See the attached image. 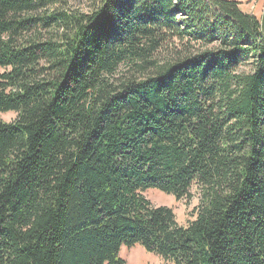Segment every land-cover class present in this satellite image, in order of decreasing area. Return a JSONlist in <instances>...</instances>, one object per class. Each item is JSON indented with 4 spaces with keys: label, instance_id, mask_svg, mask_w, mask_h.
I'll return each instance as SVG.
<instances>
[{
    "label": "trees",
    "instance_id": "16d2710c",
    "mask_svg": "<svg viewBox=\"0 0 264 264\" xmlns=\"http://www.w3.org/2000/svg\"><path fill=\"white\" fill-rule=\"evenodd\" d=\"M0 0V264H264V40L230 0ZM43 13L42 15L40 14ZM38 28L53 31L49 39ZM1 70H4L1 72ZM186 227L143 193L179 201Z\"/></svg>",
    "mask_w": 264,
    "mask_h": 264
},
{
    "label": "rangeland",
    "instance_id": "374dc122",
    "mask_svg": "<svg viewBox=\"0 0 264 264\" xmlns=\"http://www.w3.org/2000/svg\"><path fill=\"white\" fill-rule=\"evenodd\" d=\"M100 0H68L67 6L56 4L50 7V10L56 11L57 9H63L72 15L89 14L98 5ZM240 1V0H230ZM249 3L241 4L242 10H249L252 14H257L258 19L261 20L264 10V0L262 2L255 3L254 6H247ZM96 5V6H94ZM42 15L43 13L40 12ZM39 32L45 36V39H49L51 36L50 29L38 28L37 30L28 34L27 38L33 37ZM4 70H1L3 72ZM17 118L15 113H0V120L6 123L13 122ZM200 189L197 185H193L190 189L189 196L182 200H175L171 195H167L159 190L150 189L143 193L144 197L151 202L155 207H167L171 209L175 215L176 221L179 225L186 227L191 221L197 218V209L201 201ZM120 257L126 262V264H173L167 261L164 257L154 253H150L145 250L140 244L133 247L123 246L121 248Z\"/></svg>",
    "mask_w": 264,
    "mask_h": 264
},
{
    "label": "crops",
    "instance_id": "0c3cea01",
    "mask_svg": "<svg viewBox=\"0 0 264 264\" xmlns=\"http://www.w3.org/2000/svg\"><path fill=\"white\" fill-rule=\"evenodd\" d=\"M237 2H239L240 4L249 3L247 6H252V5L254 6L255 3H258V2L260 3V2H262V0H240V1H237ZM243 11L246 12V13L252 14V13H250L249 10H243ZM253 15L258 17L257 14H253Z\"/></svg>",
    "mask_w": 264,
    "mask_h": 264
},
{
    "label": "water",
    "instance_id": "95a60500",
    "mask_svg": "<svg viewBox=\"0 0 264 264\" xmlns=\"http://www.w3.org/2000/svg\"><path fill=\"white\" fill-rule=\"evenodd\" d=\"M260 26H261V35L264 40V10H263L262 17L260 20Z\"/></svg>",
    "mask_w": 264,
    "mask_h": 264
}]
</instances>
